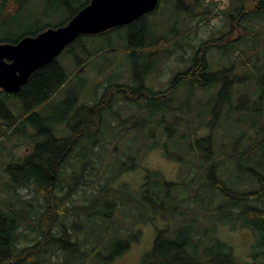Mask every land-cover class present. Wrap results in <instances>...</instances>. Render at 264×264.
<instances>
[{
	"label": "trees",
	"instance_id": "obj_1",
	"mask_svg": "<svg viewBox=\"0 0 264 264\" xmlns=\"http://www.w3.org/2000/svg\"><path fill=\"white\" fill-rule=\"evenodd\" d=\"M29 1L2 0L0 27H9L12 18L16 17L14 14L19 16ZM55 1L56 10H65L69 22L91 0ZM203 1L207 0H161L155 12L133 23L130 29V53L147 63L151 61L145 73L158 68L156 66L165 54L169 56L168 47H176L175 52L181 47L194 50V57L188 60L191 61L188 70L172 79L167 93L151 92V99L161 100L156 108L158 114L166 116L177 111L172 115L174 125L178 126L184 116H188L181 138L185 143L182 145L184 156L190 155V159L173 157L185 165L179 167L185 171L182 180L170 181L161 171L146 169V182L138 196L133 197L128 189L111 185L113 177L105 178L100 174L104 160L101 158L98 178L105 179L98 183L89 181L95 155L92 145L88 157L85 153L80 155L89 158L83 166L77 165L76 169L81 171L70 176L67 189L60 188V178L65 175L59 169H66L70 151L81 141L83 145L87 141L88 136L82 135L87 128L80 126L73 135L78 139L74 140H59L49 133V143L38 146L39 138L35 137L37 146L25 165L16 164L14 186L8 191L14 189L17 194L19 189L34 187L38 195L49 198V208L42 206L44 211L41 212V205L37 210L32 201L24 204L21 200L9 203L0 199V204L6 205L0 208V264H114L140 239L141 231L135 230L137 223H150L157 231L153 249L144 255L142 264H264V0H232V6L223 12L225 16L231 10L235 12L227 20L229 30L213 31L199 45L188 43L184 47L182 41L179 45L169 43L167 37L157 34L153 16L166 7L175 12L190 13L202 7L206 18L200 19L206 22L211 12L203 6ZM234 27L238 36L240 33L239 38H230ZM83 37L90 36H81L76 42H82ZM21 38L15 41L2 39L0 43L15 44ZM250 41L253 45L247 49L245 43ZM240 43L244 45L240 46ZM86 46L81 44L82 48ZM213 52L218 54L214 61L211 60ZM103 53L102 50L98 54ZM66 81V70L56 61L39 69L15 95L23 99L26 107L20 116L7 105V99L12 95L0 91L1 131L26 135L23 122L27 114L45 105ZM182 86L189 89L184 102L175 97ZM200 90L212 99L198 102V105L203 104L204 111L200 110L197 115L193 100ZM175 100L177 108L171 103ZM185 110L188 112L184 113ZM36 115L38 113H33L27 119L33 121ZM248 116H251L250 125ZM38 120L41 121L39 118L35 124ZM196 121H201L202 136L197 135ZM151 124L153 120L148 116L147 123L137 127L142 131ZM4 126L8 130H3ZM62 142L66 145H60ZM178 148L180 150V146ZM137 166L141 168L140 163ZM87 170L89 172L84 173ZM20 176H25V180H20ZM63 192L66 195H61ZM77 195L78 198L72 200ZM51 198L56 205L50 203ZM24 205L31 210L22 208ZM121 209L128 212L132 209V216L138 217L133 227L126 231L116 221H111ZM36 213L41 216L34 217ZM98 221L97 228L91 227ZM24 225L30 228L33 237L20 233ZM240 229L249 230L253 238L245 259L236 255L234 244L223 236Z\"/></svg>",
	"mask_w": 264,
	"mask_h": 264
},
{
	"label": "rangeland",
	"instance_id": "obj_2",
	"mask_svg": "<svg viewBox=\"0 0 264 264\" xmlns=\"http://www.w3.org/2000/svg\"><path fill=\"white\" fill-rule=\"evenodd\" d=\"M198 2H201V0H198ZM203 2V6H206L211 12L207 16L206 22L200 19L201 17L202 19L206 18L203 16L202 7L195 8L191 13L185 11L175 12L170 7L163 8L159 14L153 16V19L157 23L156 28H158L159 36H165L169 39V43H176L177 45L181 44L182 41L183 46L186 47L188 43L199 45L201 40L208 39L213 31L221 30L227 32L229 30L227 20H230L231 15L235 14V12L231 10L227 16L223 12L229 10L232 6V0H207ZM250 6L252 7L251 4ZM56 9L57 4L55 0H30L19 16L14 15L16 17L15 19L12 18L13 22L9 27L5 29L0 27V40L10 39L15 41L23 35L37 34L49 27L57 28L67 23L69 18L67 12L65 10L57 11ZM1 14L2 0H0ZM130 29L131 27L115 29L114 31H110L107 36L83 37L84 40L82 42L75 41L76 43L74 42L67 47L55 60L66 70L67 81L45 105L37 110V118H40L41 121L39 122L38 120L35 125L37 118L33 121L26 118L23 122V131L26 132L24 136L13 134L6 126L3 127V130L6 128L8 130L7 134H4L0 129V199H5L9 203L11 201L19 203L18 201L21 200L24 204L27 203L25 201H32L37 210L40 209V205L41 207L44 206V209L49 208V198L38 195L34 187H31V189H19L17 194H15L16 191L14 189L10 192L8 191L9 187L14 186L13 176L16 172L15 166L16 164L25 165V162L30 158L28 153L30 155L33 154L37 146L33 145V142L36 141L35 137L39 138L38 146L47 144L49 137L47 134L49 133L59 140L66 141L73 138L75 131L80 128L85 120L82 116L78 118L76 114L79 111H84V107L96 105L109 86L119 84L136 87L135 84L138 80H136L135 74L137 70L141 73L151 61L147 63L146 61H142V59L133 57L130 53ZM231 32L230 38H239L240 33L238 36L235 27ZM216 34L214 32V35ZM79 43L87 46L82 48ZM245 44L248 49L253 45V41ZM243 45L244 43H240V46ZM175 48H167V51H171L169 56L165 54L161 58L158 69H154L152 74L147 76L148 78L145 80L146 85L154 88L157 93L163 92L167 87L166 91H169L172 79L178 74L186 72L191 65V61L189 62L188 60L194 57V50L188 47L187 49L181 47V50L178 48V51L175 52ZM102 50L104 53L98 54ZM215 53L211 54V60L213 61L218 58V54L215 55ZM161 54L162 49L160 50ZM180 90L175 97L178 101L184 102L189 91L188 86H182ZM195 94L197 98L193 100V103L197 106L196 113L198 115L200 110L204 111L202 108L203 104L198 105V102L201 99L207 101L212 98L211 95L201 92V90ZM148 102L153 104V106L148 108V105H146ZM160 103L161 100L155 98L148 101H122L114 109L115 111L119 110V116L112 121V116L110 114L107 116V120L111 121L110 124H105L104 122L96 123L93 117L88 118L86 124L92 126L84 131L85 136H88L86 138L87 141L84 145L82 141L79 145L76 144L78 146H75L70 151V155L68 153V167L66 169L64 167L59 169L67 177V180L64 181L65 177L62 176L60 178V186H58L60 188H68L66 182L71 181L70 176L75 174L74 172L76 171H81L80 168L76 169L77 165L81 163L83 166L84 161L89 159L83 158L80 155H84L85 153L88 157L92 145L95 153L93 156L94 164L90 168V172L89 170L84 171V173L89 172V175H91L89 181L98 183L100 179L104 180L105 178L113 177L114 180L111 185L123 188L124 190L128 189L133 194V197L138 196L140 188L146 182V169L159 170L170 181H181L185 176V171H181L179 167L185 165L173 157L182 156L185 161L190 159V155L189 157L184 156L182 145L185 143L181 138V134L186 131L185 124L188 116H184V120L180 122L178 127L176 123L174 125V118L172 117V115L177 114V111H171L166 116L163 113L158 114L159 112L156 108ZM171 103L173 108L178 107L176 100ZM7 105L16 116H20L26 111L23 99L15 95L7 99ZM68 106H70L69 109ZM187 112V110L184 111V113ZM148 116L153 120V124L141 131L137 125L146 124ZM250 118L251 116L247 118L248 125H250ZM171 123L173 126H171ZM200 124L201 121H196L194 124L198 127V136L204 135ZM167 128L169 130L165 131ZM227 129L229 128L227 127ZM155 144L158 145L156 146ZM60 145L66 144L62 142ZM179 146L180 150L179 148L177 149ZM168 153L169 156H167ZM77 157H81V159L76 160ZM101 158L104 160L100 174L105 178L101 177L99 179L98 166L100 165ZM138 163L141 164L140 169L137 166ZM92 175H94V178ZM20 180H25V176L21 177ZM94 186L98 187L99 185ZM64 193L66 192L61 193V195H66ZM52 195L55 196L57 194L52 192ZM77 198L78 195L72 200ZM51 200H49L51 201L50 203L56 205V201L52 198ZM69 204H72V201ZM5 206L4 204H0V208H4ZM22 208L28 211L31 210L27 205H24ZM44 209L42 207L41 212ZM131 211L132 209L129 212L127 209H121L116 213V218H113L111 221H116V224L126 231L133 227V223L138 219L136 214L132 216ZM38 216H41V213H36L34 217ZM97 223L99 221L94 222L91 227L97 228ZM135 230L137 232L141 231L140 239L136 243H133L130 250L117 259L114 264H142L144 255L153 249L157 234L156 227L150 223H137ZM241 230L225 233L223 236L234 244L236 255L245 259L248 258L253 238L249 230ZM20 231L24 235L28 234L33 237L27 225H24Z\"/></svg>",
	"mask_w": 264,
	"mask_h": 264
},
{
	"label": "water",
	"instance_id": "obj_3",
	"mask_svg": "<svg viewBox=\"0 0 264 264\" xmlns=\"http://www.w3.org/2000/svg\"><path fill=\"white\" fill-rule=\"evenodd\" d=\"M159 0H91L66 26L49 28L17 44L0 43V90L19 94L30 78L81 36L127 26L157 9Z\"/></svg>",
	"mask_w": 264,
	"mask_h": 264
},
{
	"label": "flooded vegetation",
	"instance_id": "obj_4",
	"mask_svg": "<svg viewBox=\"0 0 264 264\" xmlns=\"http://www.w3.org/2000/svg\"><path fill=\"white\" fill-rule=\"evenodd\" d=\"M152 13H150V14H152ZM150 14H147V15L143 16L142 18L134 21L133 23L138 22V21H141V19H143L144 17H147V16L149 17ZM133 23H131L130 25H127V26L120 27V28L126 29L127 27H131V25ZM67 24H68V21H67ZM67 24L64 23V24L60 25L59 27L66 26ZM59 27H57V28H59ZM49 28H52V27H49ZM49 28H47V29H49ZM47 29L42 30L40 33L33 34V35H27V36L36 37L37 35L41 34L42 32H44ZM116 29H119V28H116ZM157 29L158 28H156V30ZM112 30L114 31L115 29H112ZM112 30H109V31H107V32H105L103 34H100L99 36H103V35L107 36V34L110 31H112ZM157 34H158V31H157ZM24 37H26V36H24ZM24 37L22 36L21 39H23ZM17 43H15V44H17ZM146 67H148V66H146ZM146 67L143 69V71L141 73H137L136 72L135 77H136V80H138V82L135 84L136 87L135 86H128V85H124L123 86V85H119V84L118 85L117 84L116 85H111V86H109L106 89L105 94H103L101 96L100 100L96 103V105H93L91 107H84V109H83L84 111H82V112L79 111L76 114V116L78 118H81V116H82V118H85V120L81 124V126L82 127L86 126L85 128L89 129V127H91L92 125L86 124V120L88 118L90 119V117H93L95 119L96 123H99V122L103 123L104 122L105 124H107V123L110 124L113 119H115L116 117L119 116V113H120L119 110L118 111H115L114 109L117 108V105L120 102H122V101L125 102V100H132V101H136V100H146V101H148V100H150L152 98L151 92H157V91L154 88H150L145 83V80L148 78L147 76H149L150 74H152V71L154 70V69H152V71L145 73V70L148 69ZM156 67H159V65L156 66ZM83 69H84V67H83ZM155 69L157 70L158 68H155ZM184 73L185 72H183L181 74H184ZM138 76H141L142 78L141 77H138ZM166 89H168V87ZM166 89L163 92H166ZM123 99H125V100H123ZM146 105H148V108L153 106V104H151L149 102ZM31 112L37 113L38 111L37 110H35V111L32 110ZM30 113H28L26 117L32 116L33 113H31V114ZM109 114L112 116L111 121H108L107 120V116ZM37 117L38 116L36 115V118ZM37 119H39V118H37ZM86 130H83L82 131V135H85L84 134V131H86ZM72 139L74 140V139H78V138H75V136H74ZM33 145H37V142L36 141L33 142ZM69 150H71V149H69ZM28 154H29V156L32 155V154L30 155V153H28Z\"/></svg>",
	"mask_w": 264,
	"mask_h": 264
},
{
	"label": "bare ground",
	"instance_id": "obj_5",
	"mask_svg": "<svg viewBox=\"0 0 264 264\" xmlns=\"http://www.w3.org/2000/svg\"><path fill=\"white\" fill-rule=\"evenodd\" d=\"M12 6H13V4H12ZM180 6V5H179ZM184 9V8H183ZM186 9V8H185ZM68 10V9H67ZM74 11V10H73ZM6 12V11H5ZM8 13V12H7ZM13 13V12H12ZM9 14V13H8ZM15 15V14H14ZM6 18V17H5ZM12 20V19H11ZM197 22V21H196ZM146 28V27H145ZM140 29V28H139ZM196 29V28H195ZM34 33V32H33ZM220 39V38H219ZM158 43V42H157ZM217 45V44H216ZM207 47V46H206ZM162 48V47H161ZM152 50V49H151ZM150 51V50H149ZM201 51V50H200ZM252 53V52H251ZM153 54V53H152ZM252 55H254V54H251V56ZM249 58H250V56H249ZM246 61H248V60H246ZM247 63V62H246ZM181 74V73H180ZM264 76V75H263ZM180 78V77H179ZM194 81V80H193ZM180 84V83H179ZM173 88V87H172ZM129 89V88H128ZM130 91V90H129ZM149 93V92H148ZM167 93V92H166ZM54 94V93H53ZM160 94V93H159ZM141 96V95H140ZM161 96V95H160ZM50 98V97H49ZM46 102V101H45ZM38 110V109H37ZM32 111V110H31ZM10 114V113H9ZM27 118V117H26ZM13 119V118H12ZM34 120V119H33ZM36 120V119H35ZM14 121V120H13ZM16 122V121H15ZM14 122V123H15ZM40 122V121H39ZM34 124V123H33ZM1 125V124H0ZM14 125V124H13ZM36 125V124H35ZM12 126V125H11ZM45 126V125H44ZM9 128V127H8ZM21 128V127H20ZM24 132V131H23ZM7 134V133H6ZM244 135V134H243ZM8 137V136H7ZM8 139V138H7ZM49 139V138H48ZM49 141V140H48ZM51 141V140H50ZM48 143V142H47ZM54 144V143H53ZM61 144V143H60ZM52 148V147H51ZM50 149V148H49ZM37 151V150H36ZM67 151V150H66ZM41 154V153H40ZM56 157V156H55ZM32 158V157H31ZM64 158V157H63ZM62 158V159H63ZM59 160H61V159H59ZM34 161V160H33ZM52 162V161H51ZM31 163V162H30ZM38 164V163H37ZM51 164V163H50ZM52 166V165H51ZM56 166V165H55ZM54 166V167H55ZM16 167V166H15ZM25 167V166H24ZM14 169V168H13ZM39 169V168H38ZM21 171V170H20ZM25 172V171H24ZM31 173V172H30ZM18 174V173H17ZM20 175V174H19ZM37 175H39V174H37ZM36 175V176H37ZM30 176V175H29ZM43 176V175H42ZM47 176V175H46ZM21 177V176H20ZM60 177V176H59ZM77 177V176H76ZM26 178V177H25ZM52 179V178H51ZM231 180V179H230ZM28 181V180H27ZM45 181V180H44ZM18 183V182H17ZM46 185V184H45ZM51 185V184H50ZM51 189V188H50ZM63 191V190H62ZM122 194V193H121ZM124 194V193H123ZM216 201V200H215ZM112 208V207H111ZM2 227V226H1ZM30 227H31V225H30ZM75 228V227H74ZM13 231V230H12ZM51 234V233H50ZM7 235V234H6ZM55 239V238H54ZM4 240V239H3ZM122 246V245H121ZM122 248H123V246H122ZM63 251V250H62ZM30 258V257H29ZM28 259V258H27Z\"/></svg>",
	"mask_w": 264,
	"mask_h": 264
}]
</instances>
